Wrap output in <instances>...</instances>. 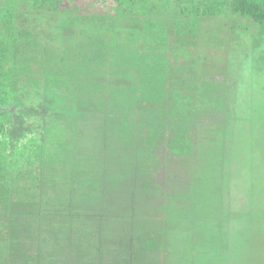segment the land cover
<instances>
[{
    "label": "trees",
    "instance_id": "16d2710c",
    "mask_svg": "<svg viewBox=\"0 0 264 264\" xmlns=\"http://www.w3.org/2000/svg\"><path fill=\"white\" fill-rule=\"evenodd\" d=\"M113 1L0 0V264H183L181 191L256 184L264 0ZM215 200L232 240L251 213Z\"/></svg>",
    "mask_w": 264,
    "mask_h": 264
},
{
    "label": "rangeland",
    "instance_id": "374dc122",
    "mask_svg": "<svg viewBox=\"0 0 264 264\" xmlns=\"http://www.w3.org/2000/svg\"><path fill=\"white\" fill-rule=\"evenodd\" d=\"M73 3L80 4L83 11L94 12L108 10L114 4V1L74 0ZM208 5V2L205 5L202 4L203 8L208 7ZM221 52L223 51L217 50L215 52L216 59H219L220 55L222 56ZM216 77L221 79L222 76L218 74ZM239 77L245 81V75H239ZM235 129L237 130V135L240 138L243 137L244 151L252 152V155L257 154L253 156V165H256L253 177L256 184L254 183V186L251 187V182H248L246 176L236 179L233 174L237 171L240 172L243 165L236 161H230L226 168H224L226 165L222 167L220 165L216 166V170L221 168L227 170V179L224 183H220V179L209 180L208 184V180L202 181L198 196H205V201L202 200L201 205H198V207L193 197L197 189L191 188L187 190L186 188L181 191L182 195L180 196H191V200L180 198L177 195L178 193L174 195L180 198L181 206L179 205L178 211L182 214L183 219H187V223L185 222L186 227L181 228V232L176 236L177 239H181V241L188 244V248L186 247L180 253L181 260L185 261L183 264H260L261 261H264V183H262L264 173L262 177L260 175L261 168L264 169V154L261 152L264 151V116L261 118L253 117L252 115L248 120H240L235 125ZM209 170L207 166L205 172H203V177H207L205 175L208 174ZM229 178L230 180H228ZM249 189H252L250 196H248ZM218 197H222L225 202L230 203L232 208L237 206L238 210L243 211V216L247 215L245 212L247 209L248 213H251L246 217V223V218L240 221L233 220V217L231 218V226L236 229L237 234L232 240L229 235L231 233L228 230L230 226L226 227L224 236L221 224L229 221V216L234 213L220 211L221 208H218L215 200ZM164 210L168 213L169 205H165ZM219 233L224 236L223 240L226 242L224 244L228 248V252L223 253L221 256L219 255L221 249L212 245H215L216 241H214V236L219 235ZM173 239V244L175 243L179 246V241L176 242L175 238ZM162 255L161 253L160 258H163Z\"/></svg>",
    "mask_w": 264,
    "mask_h": 264
}]
</instances>
